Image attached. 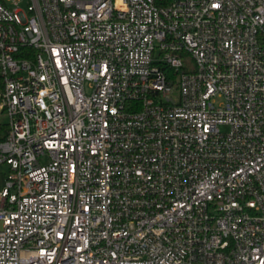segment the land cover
<instances>
[{
  "label": "built area",
  "instance_id": "2783aa9c",
  "mask_svg": "<svg viewBox=\"0 0 264 264\" xmlns=\"http://www.w3.org/2000/svg\"><path fill=\"white\" fill-rule=\"evenodd\" d=\"M21 4L0 264H264V0Z\"/></svg>",
  "mask_w": 264,
  "mask_h": 264
},
{
  "label": "rangeland",
  "instance_id": "374dc122",
  "mask_svg": "<svg viewBox=\"0 0 264 264\" xmlns=\"http://www.w3.org/2000/svg\"><path fill=\"white\" fill-rule=\"evenodd\" d=\"M27 0H22L21 6L24 8L26 7ZM90 90V88L88 89ZM0 121L8 122V116L4 112H0ZM222 130H228V126H222ZM10 170L9 165L1 164L0 165V186L5 184L6 178L9 176Z\"/></svg>",
  "mask_w": 264,
  "mask_h": 264
},
{
  "label": "trees",
  "instance_id": "16d2710c",
  "mask_svg": "<svg viewBox=\"0 0 264 264\" xmlns=\"http://www.w3.org/2000/svg\"><path fill=\"white\" fill-rule=\"evenodd\" d=\"M8 129H9L8 123L0 121V140L3 139L6 136V134L8 132Z\"/></svg>",
  "mask_w": 264,
  "mask_h": 264
}]
</instances>
